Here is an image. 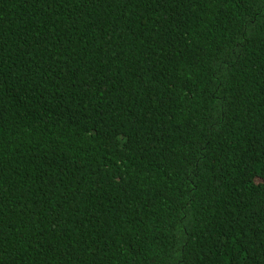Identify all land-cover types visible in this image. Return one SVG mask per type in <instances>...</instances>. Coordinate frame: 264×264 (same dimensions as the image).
I'll return each instance as SVG.
<instances>
[{
	"label": "trees",
	"instance_id": "1",
	"mask_svg": "<svg viewBox=\"0 0 264 264\" xmlns=\"http://www.w3.org/2000/svg\"><path fill=\"white\" fill-rule=\"evenodd\" d=\"M264 0H0V264H264Z\"/></svg>",
	"mask_w": 264,
	"mask_h": 264
},
{
	"label": "snow or ice",
	"instance_id": "2",
	"mask_svg": "<svg viewBox=\"0 0 264 264\" xmlns=\"http://www.w3.org/2000/svg\"><path fill=\"white\" fill-rule=\"evenodd\" d=\"M260 182H261V183H264V178H261Z\"/></svg>",
	"mask_w": 264,
	"mask_h": 264
}]
</instances>
